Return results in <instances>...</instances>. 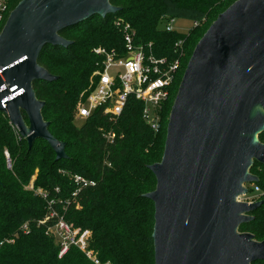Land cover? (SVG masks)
Segmentation results:
<instances>
[{
	"label": "trees",
	"instance_id": "1",
	"mask_svg": "<svg viewBox=\"0 0 264 264\" xmlns=\"http://www.w3.org/2000/svg\"><path fill=\"white\" fill-rule=\"evenodd\" d=\"M20 1H6V18ZM234 1L110 0L121 9L105 17L95 15L62 30L60 34L72 41L68 47H45L38 63L57 79L37 80L34 89L37 98L46 102L42 114L50 123V132L66 143L68 156L57 160L55 150L42 138L29 147L27 140L9 123L6 113L0 111V264H94L76 246L59 256L60 244L47 233L55 219L41 223L49 211L48 199L53 198L64 200L56 203L55 208L68 221L91 231L90 248L103 264H155V204L144 194L157 185L149 166L162 159L172 97L163 107L162 127L158 132L144 120V104L134 98H130L117 120L112 121L98 111L80 126L75 122L78 103L88 95L92 74L103 59L95 49L103 46L123 53L125 26L134 34L136 43L147 49L152 43L151 50L158 57H178L176 43L184 40L182 75L208 28L205 27L208 20L213 22ZM163 17L199 24H193L187 32L167 31L160 28ZM2 28L1 25L0 32ZM178 85L179 80L175 83ZM111 130L116 137L109 141L106 134ZM259 139L264 142V130ZM36 169L34 187L46 190L47 199L25 188ZM250 171L259 176L255 185L260 191L256 194L263 203L250 213L253 219L242 223L239 231L250 232L261 241L264 240V165L255 161ZM76 173L95 179L97 185L73 196L76 184L72 175ZM249 188L253 194L254 187ZM248 195L244 196L248 198ZM26 223L28 230L24 231L22 227ZM252 264H264V261Z\"/></svg>",
	"mask_w": 264,
	"mask_h": 264
},
{
	"label": "water",
	"instance_id": "2",
	"mask_svg": "<svg viewBox=\"0 0 264 264\" xmlns=\"http://www.w3.org/2000/svg\"><path fill=\"white\" fill-rule=\"evenodd\" d=\"M121 8L110 0H21L0 32V111L27 140L45 139L66 158V143L49 130L46 102L34 82L57 76L38 63L47 45L68 47V27ZM5 101L6 108L3 106ZM264 0H236L196 44L169 115L161 161L149 167L156 188L155 264H252L264 240L241 232L263 200L239 201L264 165ZM23 112L28 117L26 123Z\"/></svg>",
	"mask_w": 264,
	"mask_h": 264
},
{
	"label": "built area",
	"instance_id": "3",
	"mask_svg": "<svg viewBox=\"0 0 264 264\" xmlns=\"http://www.w3.org/2000/svg\"><path fill=\"white\" fill-rule=\"evenodd\" d=\"M7 9V2L0 0V26H3L8 18H6ZM174 20L175 18L172 17H163L160 28L174 31L175 28L172 25ZM198 24V22H194V25ZM125 29L127 31L123 53H118L116 50L109 51L103 46L95 49L96 54L103 59L100 67L92 74L88 95L78 103L75 119L83 123L96 112L101 111L104 115L109 116L112 121L117 120L127 107L130 98H134L144 104L142 116L150 127L158 132L162 127L161 112L163 107L172 97L175 83L181 75L182 59L185 54L184 40H179L176 43L177 50H179L178 57L174 59L167 56L158 57L151 50L152 43L148 45L147 49L144 45L136 43L134 34L129 32L128 26H125ZM2 72L3 70H0V75ZM3 106L4 108L7 107L4 100ZM9 123L18 134L16 127L10 121ZM106 137L107 140L112 141L115 139L116 133L111 130L106 134ZM109 165L111 164L109 163ZM72 178L76 184L73 196H77L82 189L97 185L95 179L87 178L82 174H73ZM244 186L248 187L246 184ZM253 187L255 189L254 195L246 198L247 202L258 200L255 199V196H258L256 193L260 191V188L255 183ZM37 193L45 199L48 198L47 191L42 188H38ZM48 201L49 211L41 223L55 219V223L48 227L47 233L56 238L60 244L59 256L67 253L71 246H76L94 264H103L94 250L90 248L91 231L82 230L75 226L55 208L56 203H63L64 200L53 198L48 199ZM67 203L68 201H66ZM63 208L65 211L67 206L64 204ZM22 229L27 231L28 224H24Z\"/></svg>",
	"mask_w": 264,
	"mask_h": 264
},
{
	"label": "rangeland",
	"instance_id": "4",
	"mask_svg": "<svg viewBox=\"0 0 264 264\" xmlns=\"http://www.w3.org/2000/svg\"><path fill=\"white\" fill-rule=\"evenodd\" d=\"M5 1H7V0H5ZM5 23V22H4ZM4 23H3V25H4ZM193 21L192 20H188V19H182V18H175V20H174V22L172 23V25H173V27L175 28V30H177V31H179V32H187V31H189V29H191V27L193 26ZM212 24V19H209L208 20V26H205V27H208L209 28V26ZM207 28V29H208ZM206 29V30H207ZM205 30V31H206ZM204 31V32H205ZM190 58V57H189ZM189 60V59H188ZM187 63H188V61H187ZM186 63V64H187ZM187 66V65H186ZM182 77H183V74L182 75H180V77L178 78V80H179V85H180V82H181V80H182ZM179 85H178V87H176L175 86V89H174V92H173V95H172V98H171V102H172V104H173V102H174V99H175V97H174V94H175V96H176V93H177V91H178V88H179ZM172 106V105H171ZM7 115V114H6ZM26 116V118H27V120H26V118L24 117V119H25V121H26V123L27 124H29L28 123V117H27V115L23 112V116ZM75 122H76V124L78 125V126H80L81 125V122H80V120L78 121V120H76L75 119ZM167 124H168V120H167ZM5 156H6V159H7V161H8V163H9V165H11V159H10V155H9V153L6 151L5 152ZM38 172V170L36 169L35 171H34V173H33V175L31 176V178L29 179V181H28V183L25 185V188L26 189H29V190H32V191H34V194H38L37 193V189L34 187V181H35V179L37 178V173ZM253 184L254 183H247L246 185L248 186V187H253ZM252 195H254V194H252L251 192H249V195L247 196V197H252ZM246 199V197L244 196V195H240L239 196V198H238V200L239 201H246L245 200ZM255 199L257 200V199H259V196H255Z\"/></svg>",
	"mask_w": 264,
	"mask_h": 264
},
{
	"label": "bare ground",
	"instance_id": "5",
	"mask_svg": "<svg viewBox=\"0 0 264 264\" xmlns=\"http://www.w3.org/2000/svg\"><path fill=\"white\" fill-rule=\"evenodd\" d=\"M254 111H259V112H261V113H263L264 114V109L263 108H261V107H256L255 109H254Z\"/></svg>",
	"mask_w": 264,
	"mask_h": 264
}]
</instances>
